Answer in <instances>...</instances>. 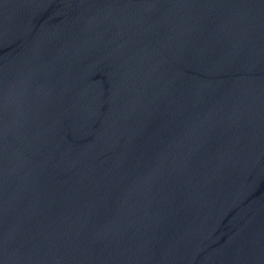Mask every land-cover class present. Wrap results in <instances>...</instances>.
I'll use <instances>...</instances> for the list:
<instances>
[{
    "label": "water",
    "instance_id": "obj_1",
    "mask_svg": "<svg viewBox=\"0 0 264 264\" xmlns=\"http://www.w3.org/2000/svg\"><path fill=\"white\" fill-rule=\"evenodd\" d=\"M0 264H264V0H0Z\"/></svg>",
    "mask_w": 264,
    "mask_h": 264
}]
</instances>
